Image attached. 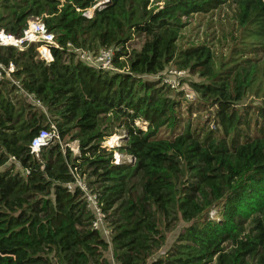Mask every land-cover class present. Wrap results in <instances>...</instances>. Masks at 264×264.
Here are the masks:
<instances>
[{"label": "trees", "instance_id": "16d2710c", "mask_svg": "<svg viewBox=\"0 0 264 264\" xmlns=\"http://www.w3.org/2000/svg\"><path fill=\"white\" fill-rule=\"evenodd\" d=\"M98 1L0 0V29L20 37L41 17L63 47L50 63L35 44L0 48L43 105L0 80V264H112L110 251L114 264H264V107L240 104L264 97V0H109L84 16ZM214 11L224 21L219 48L180 47L188 21ZM134 38L140 49L130 52ZM68 43L119 48L115 70L77 60ZM170 64L205 81L171 89L159 79ZM206 109L195 124L194 110ZM51 124L62 143L37 157L31 142ZM122 131L117 150L135 161L117 164L103 142ZM72 141L79 154L64 148ZM75 168L111 242L92 228L80 188H69Z\"/></svg>", "mask_w": 264, "mask_h": 264}, {"label": "built area", "instance_id": "2783aa9c", "mask_svg": "<svg viewBox=\"0 0 264 264\" xmlns=\"http://www.w3.org/2000/svg\"><path fill=\"white\" fill-rule=\"evenodd\" d=\"M108 2L109 0H99L92 8L84 10L82 13L84 16L91 18L96 9H102ZM31 44L37 45L39 57L48 63L53 61V47L63 49V47H61L57 42L55 34L48 31L41 17H31L28 20L27 26L20 37H16L13 34L7 33L3 29H0V48L14 47L19 50H23ZM66 48L68 52L73 53L76 56L77 60L85 64L102 70H115L114 58L119 48H104L98 53L83 47H75L71 43H68ZM15 69L16 67L12 62L6 65L0 60V80L5 78L11 79V81L18 86L20 92L24 93L33 104L43 108L42 103L36 99L33 94L26 93L20 85V82L12 78V74L15 72ZM186 73L187 71L185 70L170 68L163 72L159 79L163 85L171 89L178 90L181 88L183 90V86L179 79ZM186 96L188 100L195 99V94L188 93ZM145 124L146 123H142L139 120L136 122V125H142L141 128L144 130H146ZM125 138L126 134L124 131H122V133L114 134L103 142V147L115 150L114 159L117 164L135 161L134 157L131 155H124L117 150L121 146L122 140ZM53 142L62 143V140L56 126L51 124L49 129H41L36 137L32 140L30 145L31 153L38 157L40 155L41 149L49 146ZM64 148H70L74 154H79L78 141L65 143ZM72 172L75 174V183L69 184V188L71 189L75 186L80 188V190L83 192V197L87 203L88 209L93 215L92 228L101 231L107 241L111 242V230L107 226L106 214L102 210L101 203L98 200L97 195L90 190L85 179L81 177L79 173H75L77 172L76 168ZM111 262L114 264V258L112 255Z\"/></svg>", "mask_w": 264, "mask_h": 264}, {"label": "rangeland", "instance_id": "374dc122", "mask_svg": "<svg viewBox=\"0 0 264 264\" xmlns=\"http://www.w3.org/2000/svg\"><path fill=\"white\" fill-rule=\"evenodd\" d=\"M224 24L222 13L219 11H214L209 14H202L195 16L191 20L188 21V25L183 31L182 38L179 42L180 47L189 46L192 43H200V42H210L212 45L215 46L216 49L219 48L218 39L220 38V30L221 25ZM223 26V25H222ZM132 46H130V52L132 50H139L140 49V40L134 38L132 41ZM172 64L168 65L166 69L173 68ZM179 81L181 82L182 86H185L186 89H190V82H202L205 81L204 79L199 78L196 75H191L187 72L184 76H182ZM173 97L176 98V93H172ZM179 100H182V109L181 115L186 117L188 116L187 113V105L189 102L184 100L182 97H179ZM195 103V102H194ZM242 105L251 106L252 108H261L264 107V97L256 96L254 94H250L242 103ZM209 109L200 110L197 112L194 110V114L192 115V120L195 124H199L204 122V120L209 117ZM142 127V125H140ZM121 133V132H120ZM185 227V223L180 222L178 227L171 233L168 234L167 244L165 248H168L176 239L177 235L182 231ZM111 255L113 252L106 253V256L111 260Z\"/></svg>", "mask_w": 264, "mask_h": 264}]
</instances>
